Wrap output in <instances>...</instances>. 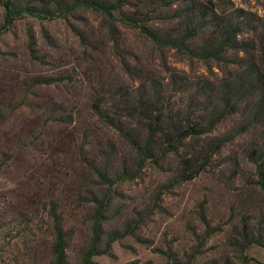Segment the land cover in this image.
<instances>
[{"label":"rangeland","instance_id":"rangeland-1","mask_svg":"<svg viewBox=\"0 0 264 264\" xmlns=\"http://www.w3.org/2000/svg\"><path fill=\"white\" fill-rule=\"evenodd\" d=\"M6 1L0 0V24ZM123 12L148 14L146 24L158 30L196 18L200 29L192 48L204 46L221 21L242 29L237 45L208 60L157 46L120 13L110 20L86 6L55 17L24 13L0 34V264H54L55 210L69 234L68 262L79 264L90 239V214L109 190L106 233L140 217L145 221L134 237L114 243L93 264H165L162 252L184 257L200 243L192 264H264L261 245L242 250L231 243L245 226L264 239V190L248 158L251 150L264 149V0H130ZM230 83L243 87L236 112L225 116L218 134L238 137L215 158L211 172L163 195L159 210L156 189L174 176L175 156L164 168L148 165L137 179L104 184L101 170L108 169L112 180L130 167L134 154L94 112L95 99H114L120 87L140 96L145 88L162 86L175 94L187 86L213 105ZM204 218L220 227L205 238Z\"/></svg>","mask_w":264,"mask_h":264},{"label":"trees","instance_id":"trees-1","mask_svg":"<svg viewBox=\"0 0 264 264\" xmlns=\"http://www.w3.org/2000/svg\"><path fill=\"white\" fill-rule=\"evenodd\" d=\"M37 1L40 2L38 7H19L11 0L4 2L6 16L4 24H0V34L8 31L12 23L24 13L41 18L47 15L55 17L60 13H70L79 6H86L103 13L110 20L114 19L115 13H120L122 21L139 29L157 46L171 47L196 58L208 60L218 59L231 45H237V37L242 29L237 22L221 21L215 35L204 46L192 48L190 41L198 37L200 29L195 22L196 18L192 16H187L177 28L158 30L146 24V19H149L148 14L139 16V14L123 12V8L130 0H73V4L64 3L63 6L57 2L58 0ZM52 4L56 7L54 10L49 9ZM196 8L199 7L192 9ZM43 81L51 83L52 80ZM244 82L247 84L248 79L246 78ZM242 87V85L232 86L231 83L225 85L226 92L222 93L220 102L213 105L207 100H201L199 94H191L187 86L177 92L174 91L175 94L160 86L154 89L145 88V91L138 96L137 93L122 90L120 87V92L114 94V99L107 100L99 96L92 104L94 112L101 121L118 132L134 154L130 167L116 172L112 180L108 169L101 170L100 178L104 184L111 188L119 181L137 179L148 165L164 168L163 163L170 156H175L178 161L177 166L172 168L174 176L156 189L154 208L159 210L158 202L163 195L170 193L183 182L192 181L202 173L211 172L215 158L238 137L237 132L218 134V129L227 114L236 112V104L239 100H235V97ZM248 155L249 160L256 167V184L264 190V149H253ZM112 199L109 190L96 202L97 206L90 214V239L81 253L79 264H93L95 257L109 254L114 243L127 237H134L144 225L145 220L140 217L127 222L120 230L106 233L104 219ZM154 211L152 210L148 217ZM51 218L55 222L52 227L54 264H69L67 255L69 234L64 230L56 210ZM203 222L207 229L204 238L220 229L219 226L211 227L205 218ZM235 241L242 250L251 244L264 247V239L251 236L246 226L238 232V238H231V243ZM201 245L202 243L199 247ZM199 247L193 248V251L185 254L184 257L178 256L173 251L162 252L166 259L165 264H192L199 254ZM206 264L219 263L213 260ZM224 264L231 262L225 261Z\"/></svg>","mask_w":264,"mask_h":264}]
</instances>
